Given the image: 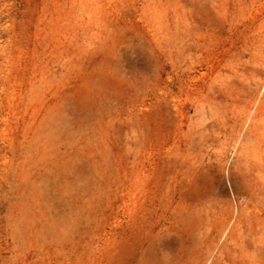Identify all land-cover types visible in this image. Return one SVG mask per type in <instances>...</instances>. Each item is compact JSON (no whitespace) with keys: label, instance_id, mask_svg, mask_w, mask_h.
I'll return each instance as SVG.
<instances>
[{"label":"rangeland","instance_id":"374dc122","mask_svg":"<svg viewBox=\"0 0 264 264\" xmlns=\"http://www.w3.org/2000/svg\"><path fill=\"white\" fill-rule=\"evenodd\" d=\"M0 264H264V0H0Z\"/></svg>","mask_w":264,"mask_h":264}]
</instances>
